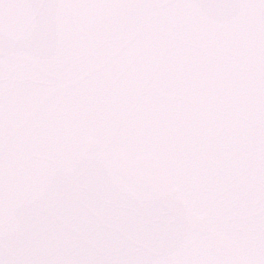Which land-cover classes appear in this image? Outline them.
<instances>
[{
    "label": "snow or ice",
    "instance_id": "1",
    "mask_svg": "<svg viewBox=\"0 0 264 264\" xmlns=\"http://www.w3.org/2000/svg\"><path fill=\"white\" fill-rule=\"evenodd\" d=\"M0 264H264V0H0Z\"/></svg>",
    "mask_w": 264,
    "mask_h": 264
}]
</instances>
